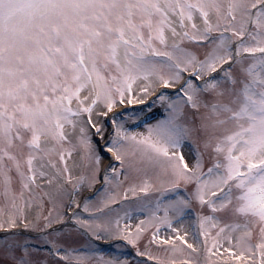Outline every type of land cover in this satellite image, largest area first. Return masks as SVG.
Returning <instances> with one entry per match:
<instances>
[{
  "label": "snow or ice",
  "instance_id": "1",
  "mask_svg": "<svg viewBox=\"0 0 264 264\" xmlns=\"http://www.w3.org/2000/svg\"><path fill=\"white\" fill-rule=\"evenodd\" d=\"M93 256L264 264V0H0V264Z\"/></svg>",
  "mask_w": 264,
  "mask_h": 264
},
{
  "label": "rangeland",
  "instance_id": "2",
  "mask_svg": "<svg viewBox=\"0 0 264 264\" xmlns=\"http://www.w3.org/2000/svg\"><path fill=\"white\" fill-rule=\"evenodd\" d=\"M186 222V221H185ZM165 231H167V230H165ZM163 234V233H162ZM81 239H83V237L81 238ZM74 245H76L75 243H74ZM70 247H74V246H70ZM85 249L84 248H82L81 247V249H80V251H84ZM110 255H112V254H108V256H110ZM107 257V256H106ZM91 261V259L89 260V262Z\"/></svg>",
  "mask_w": 264,
  "mask_h": 264
}]
</instances>
